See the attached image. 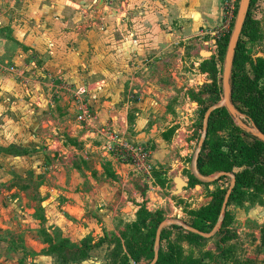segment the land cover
<instances>
[{
  "label": "crops",
  "instance_id": "obj_1",
  "mask_svg": "<svg viewBox=\"0 0 264 264\" xmlns=\"http://www.w3.org/2000/svg\"><path fill=\"white\" fill-rule=\"evenodd\" d=\"M93 14L101 32L111 30L107 60L86 79L57 71L52 59L82 49L80 18ZM222 17L223 0H0V223H29L23 210L34 223L38 212L44 223L114 222L155 182L101 150L106 138L78 121V99L64 86L86 90L98 127L148 149L155 173L170 179L184 168L202 117L194 85ZM159 206L175 208L168 198ZM133 208L136 220L142 206ZM14 257L0 253V264Z\"/></svg>",
  "mask_w": 264,
  "mask_h": 264
},
{
  "label": "rangeland",
  "instance_id": "obj_2",
  "mask_svg": "<svg viewBox=\"0 0 264 264\" xmlns=\"http://www.w3.org/2000/svg\"><path fill=\"white\" fill-rule=\"evenodd\" d=\"M52 1H57L59 5H62L65 0ZM91 1L81 0V3L86 6ZM257 12L258 19H264V4ZM102 14L103 11H101ZM98 17L95 14L92 19L79 16L83 24V28L80 29V32L84 34L83 47L81 49L80 45L78 50L66 54L58 53L57 57L52 59L53 67L57 71H64V74L72 71L74 76L86 79L87 76L90 77L89 73H91L92 67L100 62L98 59L107 60L106 49L111 45L109 41L111 30L107 28L101 32L96 24ZM234 27L235 24L225 28L222 17L221 26L213 30L212 45L208 47L212 60L207 61L199 68L200 73L205 74V79L201 78L194 86L195 89L198 86L203 89L200 93L202 117L198 121L197 128L189 133V142L193 141L194 145L190 146L191 153L185 158L182 157V161L185 162L183 163L184 168L175 167V172L170 179L163 177L160 171L156 172L152 187L147 185L145 191L147 196H145L144 202L130 199L129 204H126L129 209L121 212L114 222L50 223L51 220H49L48 223H44L42 217L45 216L44 212H38L35 218L42 223H39L37 219L34 223L27 220L28 212L23 210L24 220L29 223H0V253L13 252L15 254L14 258H5L3 263L136 264L132 259L136 251L133 247L147 240L144 230L148 223H145V220L142 221V230L134 227L139 221L138 217L136 220L131 217L136 213L134 206L137 204L142 206L139 212L146 210L149 214H158L162 210L159 206L163 201L160 200L161 195L163 199H171L175 207L173 209L168 207V202L165 211H162L163 222L178 220L191 225L193 220L190 214L193 211L210 204L217 191L229 189L231 183L229 178L227 181L221 180L214 184H205L201 181L200 184L197 183L198 179L193 171V160L203 135L204 118L207 111L224 100L223 74L227 50L223 51L221 45L228 37L232 36ZM244 41L254 59L264 57L263 32L257 42L247 41L246 38ZM69 46L76 47L75 39ZM213 68L218 71L217 85L221 90L218 92L219 94L213 92ZM203 97L206 99L205 101ZM207 107L209 108L205 110ZM226 110L229 116L217 115L216 124L212 126V130L208 128V141H228L232 137L239 136L237 129L241 127L230 111ZM240 120L247 127H253L247 117L243 116ZM53 150L55 151V149ZM174 175L175 179L180 178L188 184V187L180 194H176V184L173 183ZM259 181L262 184L264 179H259ZM196 187L202 189L201 195L195 191ZM172 190L175 193H172ZM262 190L245 188L238 193L235 192L227 210V213L231 215L232 223L223 227L213 238L205 239L202 242H191L186 239V236H182L184 234L173 228L174 226H170L167 228L168 239L162 242L160 250L161 248L162 250L166 249L170 243L175 242L182 246L184 257H201L206 253L211 254L213 260L210 264H264V186ZM12 199L15 200L16 197L13 196ZM141 217L144 218L145 215L142 214ZM213 229H210V232Z\"/></svg>",
  "mask_w": 264,
  "mask_h": 264
},
{
  "label": "trees",
  "instance_id": "obj_3",
  "mask_svg": "<svg viewBox=\"0 0 264 264\" xmlns=\"http://www.w3.org/2000/svg\"><path fill=\"white\" fill-rule=\"evenodd\" d=\"M263 4L264 0H252L250 13L237 47L231 83L234 108L264 134V58L254 59L244 41L246 38L247 41L257 42L262 32L264 34V19H258L257 12ZM230 38L228 37L221 45L223 51L228 50ZM213 71V92L219 94L221 90L217 85L218 71L214 68ZM219 114L229 116L226 109L217 110L209 120V130H212V126L216 124ZM237 131L239 136L232 137L228 141H208L207 139L200 155L199 171L204 176H212L220 172L235 175L237 184L234 193L245 188L263 191L264 181L261 184L259 179H264V142L242 129L238 128ZM221 180L227 181L228 178ZM197 183L200 184V181L197 180ZM226 193V190L217 191L209 205L193 211L190 214L193 222L189 226L208 234L219 220ZM233 198L232 195L230 201ZM142 214L145 215L144 218L141 217ZM138 219L139 221L134 226L136 228L141 229L143 220L148 223L144 230L147 240L133 247L136 251L132 259L136 264H151L155 256L156 233L163 223L162 212L152 215L142 210L139 212ZM231 220L230 213H227L223 227L232 223ZM173 228L184 234L182 236H186V239L191 242L205 240L180 227ZM168 232L167 228L163 231L161 244L168 239ZM212 260L213 257L209 253L201 257H184L182 246L174 242L170 243L166 249L161 248L157 264H210Z\"/></svg>",
  "mask_w": 264,
  "mask_h": 264
},
{
  "label": "water",
  "instance_id": "obj_4",
  "mask_svg": "<svg viewBox=\"0 0 264 264\" xmlns=\"http://www.w3.org/2000/svg\"><path fill=\"white\" fill-rule=\"evenodd\" d=\"M251 4H252V0H241V2H240L234 31H233L232 36L230 38V43H229V47H228L227 54H226V60H225V67H224V74H223L224 100L219 105L211 107L207 111L205 118H204L203 135L199 141L198 149L196 151V154H195V157L193 160L194 175L202 183L213 184V183H216L217 181L221 180L222 178H229L231 180L230 187L227 190V193H226V196L224 199V203L222 206V210H221L219 220H218L217 224L215 225L214 229L212 230V232L208 233V234L201 232V231H199V230H197V229H195V228H193L187 224H184L178 220L163 222L159 226L157 233H156V240H155V246H154L155 256H154V260L151 262V264H157L159 261L162 234L166 228H168L170 226L180 227V228H182V229H184L190 233H193L195 235H198L204 239L213 238L223 228L225 218H226V214H227L228 205H229L230 199H231V197L235 191V188H236V184H237L236 177H235V175L230 174V173H226V172H220V173H217L216 175H213V176H204L200 173L199 168H198L200 155H201V152H202L204 145L207 141L209 120H210L212 114L215 113L217 110L228 109L230 111L231 115L237 119L239 126L241 127L240 129L244 130L245 132H247L249 134H252L256 138H258L259 140L264 142V134L259 132L254 125L251 128L247 127L240 120V118L243 117V115L240 114L234 108V106L232 104L233 88H232L231 80H232L233 69H234V60H235L237 47H238L240 38L242 36L247 17L250 13ZM175 184H176V189H177L176 194H180L185 188L188 187V184L180 178L175 179Z\"/></svg>",
  "mask_w": 264,
  "mask_h": 264
},
{
  "label": "built area",
  "instance_id": "obj_5",
  "mask_svg": "<svg viewBox=\"0 0 264 264\" xmlns=\"http://www.w3.org/2000/svg\"><path fill=\"white\" fill-rule=\"evenodd\" d=\"M240 2L241 0H223V20L225 28L235 24ZM0 70H2L1 65ZM61 90L73 94L78 99L80 112L77 117L78 121L87 130L96 128L106 138V142L101 146L103 152H108L121 163L129 165L134 175L140 176L148 182L154 181L156 166L152 154L148 149L129 142L125 135L113 131L109 126L98 127L92 109L83 99V96L86 95L85 89L74 91L71 87L64 86L61 87ZM160 200H163L161 195Z\"/></svg>",
  "mask_w": 264,
  "mask_h": 264
},
{
  "label": "bare ground",
  "instance_id": "obj_6",
  "mask_svg": "<svg viewBox=\"0 0 264 264\" xmlns=\"http://www.w3.org/2000/svg\"><path fill=\"white\" fill-rule=\"evenodd\" d=\"M70 4V3H69ZM71 5V4H70Z\"/></svg>",
  "mask_w": 264,
  "mask_h": 264
}]
</instances>
